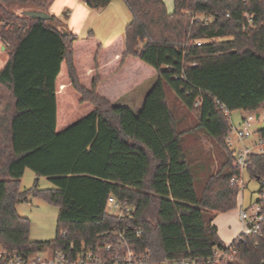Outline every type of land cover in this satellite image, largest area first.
<instances>
[{
    "label": "trees",
    "instance_id": "1",
    "mask_svg": "<svg viewBox=\"0 0 264 264\" xmlns=\"http://www.w3.org/2000/svg\"><path fill=\"white\" fill-rule=\"evenodd\" d=\"M112 1L86 4L99 10ZM124 1V38L103 45L55 16L42 22L11 11L47 12L54 0H0V40L9 45L0 69V264L1 255L47 250L107 255V246L118 247L116 229L125 247L149 253V264H264V221L259 234L236 239L233 252L213 225L238 207L230 114L264 110V0H174L172 13L164 0ZM143 69L157 81L140 111L114 106L144 81L133 72ZM167 89L195 115L193 130H180ZM200 132L227 156L201 191L184 143ZM27 170L54 188L24 191ZM247 174L261 184L264 213V154L250 157ZM31 196L59 209L52 241H32L30 220L18 214ZM111 197L131 212L111 210Z\"/></svg>",
    "mask_w": 264,
    "mask_h": 264
},
{
    "label": "rangeland",
    "instance_id": "2",
    "mask_svg": "<svg viewBox=\"0 0 264 264\" xmlns=\"http://www.w3.org/2000/svg\"><path fill=\"white\" fill-rule=\"evenodd\" d=\"M168 13H172L174 10V0H164ZM117 4V3H115ZM71 7V6H70ZM64 8L62 0H59L54 6V13H59V17L62 20V26L67 27L69 22V13L73 11V8ZM115 9H106V11H100L101 14L91 15L85 20V26H82L80 30L81 36H84L89 30H94L100 37L99 41L106 43L109 37L113 35H120L124 38L126 27L131 21V13L126 5ZM27 8L15 6L11 9L12 12L22 14L23 11H27ZM48 12V11H47ZM81 20V19H80ZM51 25L57 26V23ZM98 37V38H99ZM8 55L0 53V63L7 59ZM0 64V66H1ZM133 72L142 78L144 81L140 85L132 88L122 97L118 98L112 104L114 106L131 107L135 111L142 105L144 96L149 92L153 85L157 81V76H148L146 69ZM167 96L170 104L172 105L174 112L178 119L183 120L181 122L180 130H193L196 125V117L194 114L186 110L177 100L173 92L167 89ZM129 107V108H130ZM248 115V112L235 111L230 114V121L233 126H238L243 118ZM260 117L254 122V131L264 129V110L259 112ZM232 137L235 138L234 134ZM257 136L252 140L255 141ZM185 148L191 153L195 163V174L197 180L198 190L201 191L207 178L211 175H215L221 165L226 161V153L221 144L209 138L204 133L200 132L195 137H187L184 140ZM236 148L238 146H235ZM38 183L40 189L54 188L53 183L48 178H37L35 173L31 170H27L22 182V189L30 190L35 184ZM244 187L240 188L239 198L244 197L243 209L249 211L261 197V184L250 178L246 173L244 175ZM18 214L21 217L27 218L31 222L30 238L35 242H49L56 238L57 235V220L59 215V209L56 206L50 205L43 201L41 198L29 197L26 202L20 203L17 206Z\"/></svg>",
    "mask_w": 264,
    "mask_h": 264
},
{
    "label": "built area",
    "instance_id": "3",
    "mask_svg": "<svg viewBox=\"0 0 264 264\" xmlns=\"http://www.w3.org/2000/svg\"><path fill=\"white\" fill-rule=\"evenodd\" d=\"M202 43H198L200 46ZM9 45L0 40V53L5 52ZM260 117V115H259ZM258 119V115L255 113H248V115L242 119L238 126L231 124V133L226 137L228 146L233 150V156L235 158L234 167L239 172V175L232 179V184H239L240 188L244 187V175L247 173V167L249 165L250 157L253 154H264V136L258 134L253 130L254 122ZM231 123V121H230ZM234 134L235 138L232 137ZM257 136V139H252ZM235 146H238L237 148ZM109 206L113 211H118L120 214H129L131 207L127 202L122 203L117 199L109 198ZM239 220L241 223V234L237 238L239 241L244 237L257 235L260 232V223L264 221V213L261 206L257 203L249 211L241 208L239 214ZM112 233L117 236L118 247L112 252V246L106 247V252L109 254H99L93 251H77V252H65L61 250H47L44 253L37 255L34 258H23L17 253L1 255V259L5 264H106L108 261L110 264H149V253L146 255H139L135 253L131 247L124 246L125 232L116 229ZM143 232L138 231L137 237H142ZM228 252L233 249L227 246ZM228 252L216 251L214 253L216 258H227ZM231 260V259H230ZM166 264H194L190 260H183L181 262H167Z\"/></svg>",
    "mask_w": 264,
    "mask_h": 264
},
{
    "label": "crops",
    "instance_id": "4",
    "mask_svg": "<svg viewBox=\"0 0 264 264\" xmlns=\"http://www.w3.org/2000/svg\"><path fill=\"white\" fill-rule=\"evenodd\" d=\"M59 0H54L52 6L50 7V9L48 10V13L51 16H55L57 19L61 20L59 17V13H54V6L55 4H57ZM117 3V4H115ZM62 5L64 8H69L70 6L73 8V11H70L69 13V22L70 24H68L67 29L69 31H71L73 34L78 35L80 38H86L88 36V34L92 31L96 37L98 38L99 35L94 31V30H89L84 36H81L80 30H84L81 29L82 26H85V20L88 19L89 17H91V15L93 16V14H97L98 16H100L101 12L100 11H106V9H115V5L116 8L119 7H124V5H126L124 0H113L112 3H110L107 7H105L104 9H92L90 8L87 4H86V0H62ZM80 5H85V8H81ZM127 6V5H126ZM70 7V8H71ZM81 19V20H80ZM62 21V20H61ZM129 24V23H128ZM120 35H116V36H112L108 38V41H106V43L101 42L103 45H108L109 43H111L113 40L119 38ZM100 39V37L98 38ZM3 54H6L3 51ZM8 60L7 59L4 60V62H2L0 69L3 68V66L6 64ZM146 96V95H145ZM144 96V98H145ZM143 98V101H144ZM143 101H142V105H143ZM141 105V107H142ZM130 107V106H129ZM141 107H139L137 109V111H135L134 109H132L130 107V109L132 111H134L135 113L139 112ZM245 207L244 206V197L241 196V198H238V207L237 209L228 212V213H224V214H219L216 216V218L214 219L213 225H215L217 227L218 230V235L220 237V239L226 244V246L231 245L241 234V223L239 220V214H240V209Z\"/></svg>",
    "mask_w": 264,
    "mask_h": 264
},
{
    "label": "water",
    "instance_id": "5",
    "mask_svg": "<svg viewBox=\"0 0 264 264\" xmlns=\"http://www.w3.org/2000/svg\"><path fill=\"white\" fill-rule=\"evenodd\" d=\"M22 15L25 17H28L32 20H36V21H42V22H47L50 21L52 16L45 11H39V10H27V11H23ZM64 35H67V31H64ZM259 117V115H258Z\"/></svg>",
    "mask_w": 264,
    "mask_h": 264
},
{
    "label": "clouds",
    "instance_id": "6",
    "mask_svg": "<svg viewBox=\"0 0 264 264\" xmlns=\"http://www.w3.org/2000/svg\"><path fill=\"white\" fill-rule=\"evenodd\" d=\"M81 8H85L86 9V6L85 5H80Z\"/></svg>",
    "mask_w": 264,
    "mask_h": 264
}]
</instances>
